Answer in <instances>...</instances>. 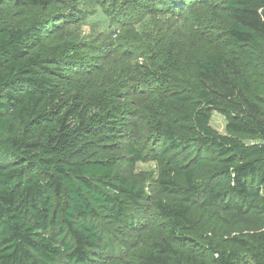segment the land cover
Returning a JSON list of instances; mask_svg holds the SVG:
<instances>
[{
  "label": "trees",
  "instance_id": "trees-1",
  "mask_svg": "<svg viewBox=\"0 0 264 264\" xmlns=\"http://www.w3.org/2000/svg\"><path fill=\"white\" fill-rule=\"evenodd\" d=\"M72 1L0 0V264H264V0H198L219 24L143 55L142 149Z\"/></svg>",
  "mask_w": 264,
  "mask_h": 264
},
{
  "label": "rangeland",
  "instance_id": "rangeland-1",
  "mask_svg": "<svg viewBox=\"0 0 264 264\" xmlns=\"http://www.w3.org/2000/svg\"><path fill=\"white\" fill-rule=\"evenodd\" d=\"M159 1L73 0L69 5L70 9H76L80 14L70 27L95 57L86 60L85 70L106 71L105 76L114 84L124 85L123 81L127 80L125 85L135 105L130 137L133 135L131 141L139 149L146 147V114L139 109L143 99L140 81L136 76L137 63H141L143 55L164 48L166 44L169 47L172 42L178 46H189L197 37L208 34L213 24H219L218 20L207 14L203 16L197 13L198 7L195 4L198 0L188 1L187 8L182 12L174 11L170 5L161 7L157 5ZM127 31H131L132 35H143L144 41L140 43L124 40ZM127 52L129 55H124ZM98 54L100 59L97 58ZM212 127L218 133L225 134V118L214 113ZM157 173L158 164L147 161L138 163L128 175L144 179L145 187L152 193Z\"/></svg>",
  "mask_w": 264,
  "mask_h": 264
}]
</instances>
